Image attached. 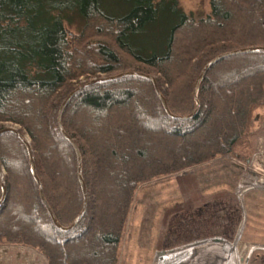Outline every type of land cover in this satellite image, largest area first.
<instances>
[{"label":"trees","instance_id":"16d2710c","mask_svg":"<svg viewBox=\"0 0 264 264\" xmlns=\"http://www.w3.org/2000/svg\"><path fill=\"white\" fill-rule=\"evenodd\" d=\"M209 8L194 19L178 0H0V123H18L27 134L44 199L62 226L81 211L83 193L75 149L58 125L60 106L72 90L103 77L79 88L60 114L87 194L73 227L53 222L23 139L0 133V242L33 246L46 264H118L135 199L156 207L175 193L179 199L176 188L157 193L163 186L149 182L252 154L264 121V50L210 65L188 118L169 115L144 76L107 78L152 74L170 112L191 113L209 60L264 46V0H209ZM195 175L202 193L232 191L240 169L224 162Z\"/></svg>","mask_w":264,"mask_h":264},{"label":"rangeland","instance_id":"374dc122","mask_svg":"<svg viewBox=\"0 0 264 264\" xmlns=\"http://www.w3.org/2000/svg\"><path fill=\"white\" fill-rule=\"evenodd\" d=\"M178 3L194 19L205 16L210 9L209 0H178ZM79 79L84 80V76ZM0 125V129L11 127L17 131L20 128L18 123L10 121ZM22 136L29 141L27 134ZM224 162H231L240 169L238 180L243 175H250L249 179L255 180L264 176V121L256 134L255 148L246 159L236 155L218 157L149 182L163 186L157 193L176 188L179 199L175 193L171 202L160 201V207L146 203L139 196L135 199L128 215L118 264H160L162 253L185 249L191 254L196 245L216 242L219 244L211 246H217V250L211 248L210 253L219 255L215 260L217 264H264V249L261 248L264 240L244 238L248 232L255 234L254 230H246L245 227L251 224L254 202L259 201L258 211H264V188H247L238 196L237 180L232 191L222 189L202 193L199 190L195 172ZM252 168H257L259 173L252 174ZM150 226L153 228L149 243L145 235ZM213 236L219 240L213 241ZM187 257L177 264H183ZM0 264H46V257L35 247L22 242H0Z\"/></svg>","mask_w":264,"mask_h":264},{"label":"water","instance_id":"95a60500","mask_svg":"<svg viewBox=\"0 0 264 264\" xmlns=\"http://www.w3.org/2000/svg\"><path fill=\"white\" fill-rule=\"evenodd\" d=\"M258 50H264V46H247V47H241V48H237V49H234V50H230V51H227V52H223V53H220L218 54L217 56H215L214 58H212L211 60H209L201 69L196 81H195V84H194V98H195V101H196V107L194 108V110L189 113V114H186V115H174L170 112L169 108H168V105L166 103V100L165 98L163 97V95L161 94L160 90L158 89V86H157V82H156V79L154 77V75L152 74H149V73H143V72H132V71H126V72H120L118 74H115V75H112V76H108L107 78H116V77H119V76H122V75H125V74H138V75H141V76H144L148 79H150L154 85V89H155V92L156 94L158 95V97L160 98L161 102H162V105L165 109V111L169 114V115H172L174 117H179V118H188V117H191L195 114L196 110L198 109V99H197V88H198V84H199V81L202 79V77L204 76L206 70L210 67V65H212L213 63H215L216 61H218L219 59L225 57V56H228V55H232V54H235V53H242V52H252V51H258ZM103 79V77H98V78H91L90 80H88L86 83L78 86L77 88H75L74 90H72L63 100L61 106H60V111H59V114H58V125H59V128L61 129L62 133L64 134V136L71 142V144L73 145L74 149H75V152H76V156H77V163H78V167H77V175H78V178H79V181H80V184H81V188H82V193H83V206H82V209L81 211L79 212V214L75 217V219L73 220V222L68 225V226H62L61 224L58 223V221L56 220L52 210L50 209L48 203L46 202V200L44 199V196H43V189H42V184L39 180V178L37 177L36 175V171H35V166H34V160H33V155H32V152H31V147H30V144H29V141L26 140L18 131H16L14 128H11V127H4V128H1L0 129V133L1 132H4L6 130H9V131H13L15 132L18 136H20L23 141L25 142L26 144V147L28 149V154H29V159H30V165H31V171H32V174L39 186V194H40V197L41 199L43 200L53 222L56 224V226L62 230H67L71 227H73L75 225V223L80 219V217L83 215L84 211H85V208H86V203H87V194H86V187H85V184H84V181L82 179V176H81V171H80V153H79V150L77 148V145L76 143L74 142V140L68 136L62 129V125H61V120H60V114H61V111H62V108L63 106L69 101V99L76 93V91L81 88V87H84L90 83H93L95 81H98V80H101ZM0 178H1V187H2V195L0 197V203L4 200L5 198V195H6V187H5V184H4V179H3V169L0 165Z\"/></svg>","mask_w":264,"mask_h":264},{"label":"crops","instance_id":"0c3cea01","mask_svg":"<svg viewBox=\"0 0 264 264\" xmlns=\"http://www.w3.org/2000/svg\"><path fill=\"white\" fill-rule=\"evenodd\" d=\"M259 201H256L252 204V208H251V217H250V225L249 227H245L246 230H254L255 234H250V232H248V234H246V236L244 237L246 240H254V241H260L262 242L264 240V211H258V205H259ZM261 209V208H260ZM259 230L258 233H256V231ZM245 233V232H243ZM256 236V237H254ZM213 241H218V237L217 236H213L212 237ZM205 241V240H203ZM202 241V242H203ZM219 243L216 242V244L211 243V244H200V245H196L194 248L193 253L188 254V257L186 258V260L183 262V264H208V262L206 263V261H214L213 263L210 264H217L215 262V260H217V258L219 257L218 254H212L210 253L211 248H213V250H217V246H211V245H218ZM220 264V263H219Z\"/></svg>","mask_w":264,"mask_h":264},{"label":"built area","instance_id":"2783aa9c","mask_svg":"<svg viewBox=\"0 0 264 264\" xmlns=\"http://www.w3.org/2000/svg\"><path fill=\"white\" fill-rule=\"evenodd\" d=\"M239 163H241L240 161H238ZM257 168H252V174L255 173H259L257 170ZM251 174V175H252ZM250 175L246 176L243 175L237 182V186H236V193L238 194V196H241L242 193L244 191L247 190V188H251V187H261L264 188V176H262V178H258L257 180L255 179H249ZM262 249H264V247L261 246ZM189 254L188 250H181V251H177V252H173V253H162L160 254L159 257V262L160 264H177L181 262V259L185 258L187 255Z\"/></svg>","mask_w":264,"mask_h":264},{"label":"bare ground","instance_id":"6f19581e","mask_svg":"<svg viewBox=\"0 0 264 264\" xmlns=\"http://www.w3.org/2000/svg\"><path fill=\"white\" fill-rule=\"evenodd\" d=\"M168 254V253H167Z\"/></svg>","mask_w":264,"mask_h":264}]
</instances>
